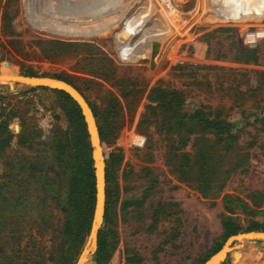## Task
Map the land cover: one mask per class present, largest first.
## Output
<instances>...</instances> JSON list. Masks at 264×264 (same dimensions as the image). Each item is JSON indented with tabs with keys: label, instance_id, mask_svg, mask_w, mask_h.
<instances>
[{
	"label": "rangeland",
	"instance_id": "obj_1",
	"mask_svg": "<svg viewBox=\"0 0 264 264\" xmlns=\"http://www.w3.org/2000/svg\"><path fill=\"white\" fill-rule=\"evenodd\" d=\"M239 1L201 0L200 9L197 0L152 7L126 0L115 9L109 0H0V74L68 81L102 128L109 164L103 264H202L229 236L223 216L236 233L264 219L250 212L264 209V132L254 122L264 115V7H248V21L232 20L246 12L234 6ZM249 31L263 35L247 42ZM2 82L0 95L19 106L4 157L25 164L0 165V264H74L88 233L77 209V166L87 151H74V163L64 149L54 161L51 140L71 142L57 96ZM152 90L233 124L234 139L223 147L225 136L217 143L211 133L190 134L186 117L177 132L174 117L149 99ZM20 120L30 147L17 142ZM203 145L214 166L198 178L186 161ZM195 178L216 188L202 194ZM220 264H264V240L233 242Z\"/></svg>",
	"mask_w": 264,
	"mask_h": 264
},
{
	"label": "trees",
	"instance_id": "obj_2",
	"mask_svg": "<svg viewBox=\"0 0 264 264\" xmlns=\"http://www.w3.org/2000/svg\"><path fill=\"white\" fill-rule=\"evenodd\" d=\"M138 17L134 16H128L126 18L127 22L130 25H140ZM30 75V74H28ZM58 78V77H55ZM62 79V78H60ZM64 80V79H63ZM66 81V80H65ZM68 82V81H67ZM69 83V82H68ZM72 85V84H71ZM33 89H40V90H48L54 93L59 102H58V107L63 113L65 120L68 122L69 127H70V135L68 134L69 138H71V142L68 143H62L59 142V140H51L50 142V148L53 151V160L58 161L59 156L62 155V152L64 149L66 151H73L71 154L72 156H67L66 159L67 161H73L75 163L76 160V154L74 151L80 152V150H86L87 154L86 158L83 163L79 164L81 167L79 168L77 166V169L80 170L79 172V189L81 191V199L78 201V212L81 216L78 225L80 227L86 226V228H89L90 224V217H91V212L93 208V175H92V168H91V161L89 159V145L87 142V135L85 132L84 124L82 121V118L80 116V113L78 111V108L74 104V102L62 91L55 90V89H48L46 87H31L28 90H33ZM149 99L152 101L156 102L157 108L162 112L166 114H171L172 117H174L173 124L169 125L171 128H174L177 132L180 131V129L183 127L185 124V117L187 118L188 122V133L190 134H195V133H211L215 137V141L219 143L222 139V136H225L224 141H222L223 147H227L229 143L231 142L234 135L231 134V129L233 128V124L224 121L222 119H212L208 116V114L201 108V107H192L189 109V111H186L183 109V102L181 99H177L175 97H172V99H168L166 97V94L161 92L160 90H152ZM86 100V99H85ZM88 103V102H87ZM89 105V104H88ZM18 103H10V101H6V98L2 95H0V165L3 168H8V169H13V168H22V166L25 164L24 161L21 159L17 158H11V157H4V153H6V150L9 148V145L11 143V139L13 137V134L9 131L7 128L9 121L16 117L18 115ZM92 113L95 118V122L97 125L100 141L103 140V131L101 126L99 125L98 119L91 108ZM254 122L258 123V126L260 129L264 132V115L261 117H255ZM23 120H20V132L16 135L17 137V142L19 144H26L27 147H30V143L26 142L27 136L21 131L23 130L24 127ZM186 140V138L184 139ZM182 137L178 138V143L183 142ZM209 148L212 147V145L208 146ZM205 149L204 145L196 147L193 150L191 161L189 162V159H187V166H189L191 169H193L196 174H198V178L202 176L203 171L205 169H212L214 164L210 162H206L203 155L205 154ZM80 154V153H79ZM84 155V153H83ZM62 157V156H61ZM201 157V158H200ZM72 158V159H71ZM61 160V159H60ZM71 164L70 168L74 165ZM108 162L105 160V167H104V177H105V203H104V212H103V218L102 220L105 219V214H106V202H107V193H108ZM173 165L176 168H182L183 164L182 163H173ZM71 177V176H70ZM198 178H195L194 180L198 181V189H200V192L202 194L204 193V190L208 189H214L216 188L214 185H209L211 183V180L207 181L205 179H202L200 181ZM207 182V183H206ZM214 183V181H213ZM212 183V184H213ZM252 205L255 208H258L259 205L257 203H252ZM230 206H235V205H230ZM237 206V205H236ZM239 208H244L248 211V207L246 206L245 203H241L238 205ZM224 208L226 211L231 212V207H229L228 204H224ZM243 209V210H244ZM257 209L251 210L250 212L253 213H259L263 218H264V209L257 210ZM230 217L228 216H223L222 218V223L225 228V236L235 234L236 229H233L230 227L231 225L229 224ZM252 230H261L264 231V219L260 223H254L253 226H250L246 231H252ZM102 227H100L97 231V237H96V249L92 255V262L93 264H103V262L106 259V244L104 240V236L102 235ZM221 244H219L215 249L210 251L207 255L204 256L202 259L203 261L213 252H215ZM65 264V263H62Z\"/></svg>",
	"mask_w": 264,
	"mask_h": 264
},
{
	"label": "water",
	"instance_id": "obj_3",
	"mask_svg": "<svg viewBox=\"0 0 264 264\" xmlns=\"http://www.w3.org/2000/svg\"><path fill=\"white\" fill-rule=\"evenodd\" d=\"M5 64L8 63L5 62ZM2 81L11 82V84H8L9 86L14 83H18L28 87L42 86L49 89L62 91L74 102L78 108L90 147L94 199L86 240L76 257L74 264H88L90 257L96 247L97 231L102 223L105 203L104 167L106 157L104 154V147L100 141L92 110L83 95L73 85L60 78L43 75H22L15 70L14 75L10 78L0 74V83H5ZM247 238H251L253 241L255 239L264 240V231L252 230L229 235L223 241L221 246L215 252L210 254L202 264H220L225 258L227 252L230 249V245H232L233 242ZM234 255H236V253H234Z\"/></svg>",
	"mask_w": 264,
	"mask_h": 264
},
{
	"label": "bare ground",
	"instance_id": "obj_4",
	"mask_svg": "<svg viewBox=\"0 0 264 264\" xmlns=\"http://www.w3.org/2000/svg\"><path fill=\"white\" fill-rule=\"evenodd\" d=\"M148 3L150 4V6H154V4L156 3V0H147ZM190 1V0H189ZM200 1L201 0H197V8H200ZM109 3L112 7H114L115 9H123L126 5V0H109ZM235 7H244V9L246 10L245 14H243V16L240 19H232V20H237V21H248L249 19H252V13L251 10H249L248 7H264V0H240L239 3H237L236 5H234ZM222 7H219L218 10H222ZM167 12H169V10H167ZM223 12V11H222ZM232 10L231 9H227L226 11H224V15H226V17H233L231 16ZM237 13V12H236ZM238 18L242 15L241 12L237 13ZM252 33V37L255 38L257 37V33L255 31H249V33L247 34L246 38L249 39L250 38V34ZM254 42L256 41L255 39L253 40ZM1 75H3L1 73ZM8 78V77H7ZM251 238H247V239H243V240H249ZM241 241V240H239Z\"/></svg>",
	"mask_w": 264,
	"mask_h": 264
},
{
	"label": "built area",
	"instance_id": "obj_5",
	"mask_svg": "<svg viewBox=\"0 0 264 264\" xmlns=\"http://www.w3.org/2000/svg\"><path fill=\"white\" fill-rule=\"evenodd\" d=\"M262 35H263V31L261 32V35L258 36V37L253 38V37H252V33H251L249 39L246 38L247 34L245 35V38L247 39V42H254V41H253L254 39L257 40L258 38H261Z\"/></svg>",
	"mask_w": 264,
	"mask_h": 264
}]
</instances>
